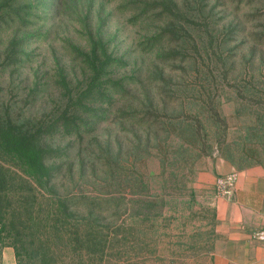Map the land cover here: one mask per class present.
Masks as SVG:
<instances>
[{"label": "rangeland", "instance_id": "374dc122", "mask_svg": "<svg viewBox=\"0 0 264 264\" xmlns=\"http://www.w3.org/2000/svg\"><path fill=\"white\" fill-rule=\"evenodd\" d=\"M124 1L62 0L51 14L40 15L42 26L26 31L34 35L24 46L30 62L14 73L0 70V93L15 115L47 114L58 95L48 81L55 63L65 65L73 79H81L70 44L86 49L88 31L102 27L110 49L127 63L114 75L134 77L137 82L128 85L131 94L82 139L66 136L52 141L67 148L54 180L57 191L115 194L119 182L132 179L137 171L152 191L159 189L168 175L161 161H171L174 149L165 145L166 132L150 131L138 122L141 113L149 111L146 97L165 122L164 111L199 128L204 121L207 136L202 134L213 146L191 173L185 172L189 177L179 197L183 202L176 209L165 206L154 238H137L130 225L114 215L110 219L115 225L103 232L111 247L96 258L84 252L83 259L73 262L64 251L63 264H211L213 217L204 193L194 185L195 177L215 158L234 169L264 164V45L257 41L264 39V0H173L178 11L173 8V15L167 14L164 21L155 13L131 21L136 12L125 10ZM14 33L12 28L0 29V64ZM162 33L164 37L155 41ZM35 83L39 90L31 95ZM133 111L138 114L128 117ZM0 165L11 172L10 200L17 203L26 198L24 203L30 207V214H24L28 227L22 233L38 235L29 216L37 217L40 203V216L46 215L47 197L35 184L30 187L20 181L25 177L16 166L1 158ZM114 229L117 233L109 232Z\"/></svg>", "mask_w": 264, "mask_h": 264}, {"label": "trees", "instance_id": "16d2710c", "mask_svg": "<svg viewBox=\"0 0 264 264\" xmlns=\"http://www.w3.org/2000/svg\"><path fill=\"white\" fill-rule=\"evenodd\" d=\"M148 1L127 0L121 6L130 13L136 12L131 21L150 13H155L158 19L164 21L167 14L173 15V8L178 11L173 0ZM60 2L62 0H0V29L15 30L4 50L1 71L14 73L30 62V53L24 46L34 35L26 31L39 29L42 26L38 25V21L42 20L40 15L48 16L60 6ZM258 16L251 15L254 20ZM87 34L86 49L70 44L69 50L73 62L81 70V79H73L65 65L55 63L48 81L58 95L52 100L53 107L47 114L15 115V110L0 93V158L16 166L25 177L19 180L28 186L35 184L48 200L45 216H40L41 203L37 217L29 216L31 229L38 235L23 234L28 227L24 214H30V207L24 203L26 198L17 203L10 200L11 172L0 165V255L4 247L11 246L15 253L13 264H63L64 251L70 253L68 258L72 262L83 259L84 252L90 258H96L112 246L103 232L110 225H115L111 224L114 219H110L114 215L122 217V222L130 225L137 238H154L165 206L176 209L182 200L179 197L183 196L189 177L185 172L191 173L196 161L210 155L213 146L204 137L207 136L204 121L199 128L189 119H180L164 111L165 122L151 109L153 104L146 97L149 111L141 113L138 122L146 124L150 131L159 128L166 132L168 143L165 145L174 149L171 161H161L163 171L167 170L168 175L159 189L152 191L153 186L149 185L143 173L137 171L132 179L125 178L122 183L119 182L115 194L93 195L84 191L60 194L54 180L63 166L60 162L66 157L67 148L54 145V140L66 136L82 139L85 132L105 121L112 108L131 94L128 85L137 82L134 77L114 75L115 70L127 63L110 49L102 27L89 30ZM164 34H158L154 40L160 41ZM257 41L264 45L262 37ZM2 84L0 80V92ZM38 86L39 83H35L31 95L36 94ZM126 114L129 112L123 113ZM137 114L133 111L128 117ZM213 117L218 120L219 114L215 110ZM197 121L200 122V119ZM109 232L117 233L115 229Z\"/></svg>", "mask_w": 264, "mask_h": 264}, {"label": "crops", "instance_id": "0c3cea01", "mask_svg": "<svg viewBox=\"0 0 264 264\" xmlns=\"http://www.w3.org/2000/svg\"><path fill=\"white\" fill-rule=\"evenodd\" d=\"M236 173L232 194L215 192L217 176ZM195 187L204 193L212 212L211 264H264V241L252 238L253 231L264 228V164L234 169L221 158L211 160L197 172ZM11 246L2 249L1 264H13Z\"/></svg>", "mask_w": 264, "mask_h": 264}, {"label": "built area", "instance_id": "2783aa9c", "mask_svg": "<svg viewBox=\"0 0 264 264\" xmlns=\"http://www.w3.org/2000/svg\"><path fill=\"white\" fill-rule=\"evenodd\" d=\"M236 173L230 172L222 174L215 179V192L219 196L229 197L232 194ZM252 238L264 241V228L255 230L251 234Z\"/></svg>", "mask_w": 264, "mask_h": 264}]
</instances>
